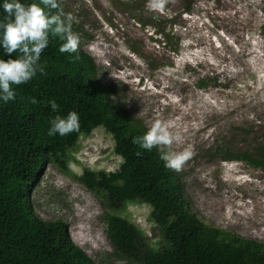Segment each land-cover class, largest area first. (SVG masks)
I'll list each match as a JSON object with an SVG mask.
<instances>
[{"label":"rangeland","instance_id":"rangeland-1","mask_svg":"<svg viewBox=\"0 0 264 264\" xmlns=\"http://www.w3.org/2000/svg\"><path fill=\"white\" fill-rule=\"evenodd\" d=\"M60 2L76 17L79 49L95 63L114 108L146 131L163 121L182 138L172 149L186 158L171 170L190 211L264 243V172L226 159L264 144V0ZM153 16L158 30L147 24ZM113 146L108 133L95 129L68 151L70 174L46 166L31 194L34 214L64 223L95 264L129 263L112 254L100 197L72 176L116 172L121 159ZM149 214L147 205L130 204L122 217L157 246Z\"/></svg>","mask_w":264,"mask_h":264},{"label":"trees","instance_id":"trees-1","mask_svg":"<svg viewBox=\"0 0 264 264\" xmlns=\"http://www.w3.org/2000/svg\"><path fill=\"white\" fill-rule=\"evenodd\" d=\"M4 15L0 8V19ZM157 19L149 17L148 26L158 30ZM62 43L50 35L40 58L45 74L38 72L29 82L13 85L15 99L0 102V264H95L72 243L64 223L42 221L34 214L31 194L46 166L70 174L68 151L97 128L112 137L113 152L121 159L119 169L113 173L86 169L72 178L100 197L114 256L129 264H264V243L215 228L190 211L158 149L147 151L133 143L146 130L114 108L96 78L91 57L79 48L75 54H62ZM8 58L0 49V59ZM33 98L37 103L30 102ZM51 100L56 101L57 112L52 111ZM70 111L80 116L79 131L48 136L49 120ZM255 150L226 159L264 172V144ZM130 204L150 208L157 246L122 217Z\"/></svg>","mask_w":264,"mask_h":264},{"label":"clouds","instance_id":"clouds-1","mask_svg":"<svg viewBox=\"0 0 264 264\" xmlns=\"http://www.w3.org/2000/svg\"><path fill=\"white\" fill-rule=\"evenodd\" d=\"M152 7L160 5L153 4ZM0 8L5 13L0 19V49L9 57L7 60L0 59V102L8 103L15 99L13 85L29 82L38 72L45 74L40 58L49 45L50 35L63 41L60 53L72 55L78 51L80 34L73 30L76 17L64 11L60 0H38L30 4L21 0H2ZM30 102L35 104L37 100L33 98ZM48 103L53 112L58 111L55 100ZM79 121L80 116L75 111L66 116L58 114L49 120L47 135L63 137L78 132ZM181 139L170 131L165 122L155 121L142 137L134 138L133 143L147 151L157 148L165 166L179 170L186 154L174 151L172 146L180 143ZM141 154L137 152V156Z\"/></svg>","mask_w":264,"mask_h":264}]
</instances>
